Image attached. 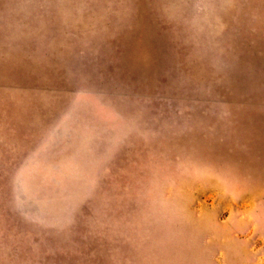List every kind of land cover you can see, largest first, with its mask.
I'll list each match as a JSON object with an SVG mask.
<instances>
[{"label": "rangeland", "instance_id": "1", "mask_svg": "<svg viewBox=\"0 0 264 264\" xmlns=\"http://www.w3.org/2000/svg\"><path fill=\"white\" fill-rule=\"evenodd\" d=\"M0 264H264V0H0Z\"/></svg>", "mask_w": 264, "mask_h": 264}]
</instances>
